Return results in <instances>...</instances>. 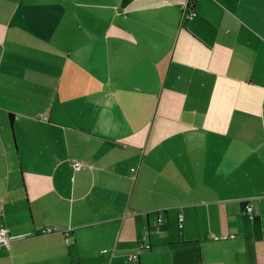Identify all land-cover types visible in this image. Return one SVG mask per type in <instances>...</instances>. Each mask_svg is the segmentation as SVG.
<instances>
[{"label": "crops", "instance_id": "1", "mask_svg": "<svg viewBox=\"0 0 264 264\" xmlns=\"http://www.w3.org/2000/svg\"><path fill=\"white\" fill-rule=\"evenodd\" d=\"M194 9L0 0V264H264V0Z\"/></svg>", "mask_w": 264, "mask_h": 264}, {"label": "built area", "instance_id": "2", "mask_svg": "<svg viewBox=\"0 0 264 264\" xmlns=\"http://www.w3.org/2000/svg\"><path fill=\"white\" fill-rule=\"evenodd\" d=\"M194 2L195 0H179V7L181 10L182 18L184 19H192L197 16V12L194 9ZM41 120L46 121L47 116L46 115H40L39 116ZM73 170H80L84 168V164L81 160L75 159L72 160L71 163ZM242 213L245 215L250 222H253L255 220V212L253 210V207L250 203H244L242 206ZM178 223L181 224L182 218L181 215L178 216ZM162 222V217L159 214L158 216V223L160 224ZM235 235L234 234H210L209 237L211 240L217 241V240H223L227 238H233ZM10 242L9 234L8 231L5 228H0V245H8ZM65 244L70 243V239L68 236L65 237L64 239ZM142 248L148 247V246H141ZM137 255L135 253L129 254L127 256L128 259L130 260H135Z\"/></svg>", "mask_w": 264, "mask_h": 264}, {"label": "rangeland", "instance_id": "3", "mask_svg": "<svg viewBox=\"0 0 264 264\" xmlns=\"http://www.w3.org/2000/svg\"><path fill=\"white\" fill-rule=\"evenodd\" d=\"M128 264H135V261H127ZM164 264V263H169V256L168 255H164V256H156L154 254H149L148 258L145 262V264Z\"/></svg>", "mask_w": 264, "mask_h": 264}]
</instances>
